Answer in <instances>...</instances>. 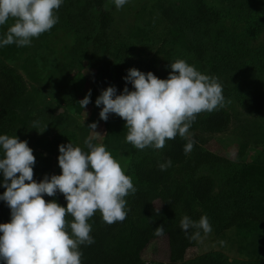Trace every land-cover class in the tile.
Masks as SVG:
<instances>
[{"label":"rangeland","instance_id":"1","mask_svg":"<svg viewBox=\"0 0 264 264\" xmlns=\"http://www.w3.org/2000/svg\"><path fill=\"white\" fill-rule=\"evenodd\" d=\"M94 1L63 0L56 12L58 22L33 38L30 46L0 47V67L19 76L25 86L11 130L0 135L27 141L35 160L49 163V177L61 174L59 145L70 142L88 151L84 140L95 136L93 143L106 147L136 189L153 193L151 185L135 179L133 166L144 156H157L159 149L134 148L125 139L126 122L116 114H110L107 121L100 119L103 106L95 104L102 90L113 85L101 87L89 63L92 37L99 27ZM101 1L111 16L106 36L111 73L116 65L146 73L145 63L151 61L159 78L167 79L170 63L182 59L222 86L226 103L219 109L229 113V123L220 132L190 131L195 144L187 155L190 159L205 150L224 158L196 172L211 176L215 183L209 203H194L199 218L207 216L212 231L202 232L201 240L194 241L179 263L214 254L228 264H264V227L248 219L229 224L237 210L264 211V104L259 112L251 113L237 102L242 92L264 95V0H128L120 9L113 0ZM201 3L209 12L207 20L200 17ZM12 23L10 19L0 26V39ZM120 46L128 48L130 61L117 55ZM100 55L105 57L103 50ZM89 90L91 102L83 109L79 101ZM34 122H38L37 129L32 128ZM93 122L96 131L88 127ZM179 173L186 175L184 163L171 171L172 176ZM2 177L0 172V183ZM66 204L64 198L61 205ZM155 204L159 205L158 200ZM94 216L102 219L99 211ZM142 260L167 262L166 238L151 242Z\"/></svg>","mask_w":264,"mask_h":264},{"label":"clouds","instance_id":"2","mask_svg":"<svg viewBox=\"0 0 264 264\" xmlns=\"http://www.w3.org/2000/svg\"><path fill=\"white\" fill-rule=\"evenodd\" d=\"M113 2L120 9L128 0ZM62 3L63 0H0V26L13 21L0 39V47L30 46L33 38L50 31L58 22L56 12ZM170 68L167 79L130 68L124 79L133 90L126 84L117 94L116 87L109 86L95 104L103 106L100 119L107 121L110 114H116L126 122L125 139L134 148L163 149L166 140L179 135L186 140L184 153L188 155L195 144L189 129L197 116L222 108L226 102L215 77L202 74L182 59L170 63ZM90 97L91 90L79 101L83 109L91 102ZM37 127L38 122H34L32 128ZM88 127L96 131L97 123ZM94 139L90 135L84 140L88 151L70 142L59 145L61 174L45 175L37 182L33 178L36 160L27 141L0 135V172L6 189L0 200L7 203L11 214L9 222L0 223L2 264H82L79 246L94 243L88 223L94 214L99 211L108 225L127 218L125 197L137 189L106 147L93 143ZM171 164L168 159L158 168L164 171ZM57 192L63 194L66 207L56 200L44 199L45 194L54 197ZM154 211L159 215L160 207ZM180 228L192 241L201 240L202 232L208 235L212 231L207 216L193 220L184 215ZM154 234L164 235L162 224Z\"/></svg>","mask_w":264,"mask_h":264},{"label":"trees","instance_id":"3","mask_svg":"<svg viewBox=\"0 0 264 264\" xmlns=\"http://www.w3.org/2000/svg\"><path fill=\"white\" fill-rule=\"evenodd\" d=\"M94 5L99 11V27L92 37V52L89 63L95 68L96 80L101 87L112 83L118 92H123L124 87L131 88V83L125 81L128 69L122 65L114 66L110 72L109 49L106 41L107 29L111 16L102 7L101 0H95ZM200 17L207 20L209 12L205 5H200ZM103 50L105 57H101ZM117 55L130 61L126 46H120ZM153 72L159 77L153 63H145V72ZM23 80L11 71L0 67V133L8 132L12 128L13 112L18 105L19 97L24 93ZM237 102L248 112L257 113L264 104V95L258 91L242 92L237 96ZM230 121L226 110L217 109L212 112L199 114L191 125L189 131L202 130L208 133L222 131ZM186 140L177 135L175 139L166 140L163 149H159L157 156H144L133 166V175L138 182L151 185L155 192L137 189L130 194L126 206L127 218L123 222L106 224L103 219L93 216L90 220L91 233L94 243L80 245L82 264H146L142 260L145 248L156 239L166 238L168 260L161 264H180L194 241L189 240L180 228V221L184 215L193 220H198L199 212L194 203L206 205L210 202L215 187L214 180L209 175H197L196 172L202 165H213L224 161V158L210 151H197L194 156L187 159L184 153ZM171 159V167L161 171L158 164ZM180 163H184L186 175L172 176L171 171ZM34 180L41 181L45 175L49 176V163L36 161L33 165ZM6 189L3 187V177L0 183V195ZM46 201L56 200L62 203L64 196L57 192L56 196L44 195ZM158 200L159 205L155 204ZM170 202V203H169ZM160 207L159 215L155 208ZM11 219L10 208L7 203L0 200V223L9 222ZM251 220L264 227V211L249 212L237 210L230 218L229 224L241 220ZM164 227V235L154 234L159 225ZM70 231V230H69ZM192 230H189L191 234ZM189 264H228L221 256L206 254L197 257Z\"/></svg>","mask_w":264,"mask_h":264}]
</instances>
